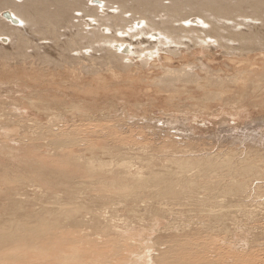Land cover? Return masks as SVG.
Here are the masks:
<instances>
[{"label":"bare ground","instance_id":"bare-ground-1","mask_svg":"<svg viewBox=\"0 0 264 264\" xmlns=\"http://www.w3.org/2000/svg\"><path fill=\"white\" fill-rule=\"evenodd\" d=\"M0 44L12 50L10 64L0 65L3 72L9 73L7 69L12 71L11 66L18 64L12 71L16 76L19 69L30 72L23 73L24 77L34 72L54 76L63 68L57 80L67 84L70 90L78 88L77 82L83 76L104 87L108 79L115 82L121 73L138 77L145 68H151L154 78H147L152 80L150 84L157 92L167 94L165 100L170 107L161 110L167 119L159 117L155 123L160 125L154 126L156 131L166 130L165 134L174 131L164 139L158 137L155 142L146 139L161 149V154H166L156 164L163 174L142 175L141 168H137L139 161H128L130 166L127 163L114 165L117 155L109 150H102L101 158L89 152L88 163L109 159L101 160L104 163L100 167L118 166V171L127 173L117 174L119 184L129 181L127 188L119 189L108 203L96 205L78 197L79 191L53 193V190H42L38 183L29 185L28 191L40 195L38 201L40 198L52 203L46 207L32 206L29 212L2 210L0 227L2 220L24 213L25 219L42 227L61 226L66 234L64 239L70 244L71 237L78 231L85 237L99 236L100 243L101 238L109 237L122 247L114 245V249L120 250H114L113 258H104L103 264H264V160L255 153L236 152L237 144L252 139V133L245 139L220 141L218 136H212L214 133L209 136L207 132H196L199 128L207 130L209 126L236 130L254 119L264 120V0H0ZM81 67L87 72H82ZM103 71L106 73L102 74ZM255 79L260 91L250 90ZM10 84L0 82V96L1 92L9 96L15 91ZM184 84H194L203 93L202 99L193 98L197 100L192 101L191 107L196 106L191 112L186 111L188 103L179 106V102L173 101L177 97H171L172 93L180 91L178 85L186 88ZM25 88L27 85L20 88L23 94L27 92ZM41 93L33 89L32 93L24 95L35 112L42 111L39 128L47 135L40 138L39 133L35 141L51 146L54 152L75 144L83 150L77 159L86 157L89 136L101 131L98 133L97 126L89 129L94 126L92 122L67 121L65 112L62 111L63 115L57 112L60 102H53L51 109L41 107ZM35 98L39 102H34ZM212 104L218 110L200 120L199 112L208 111ZM12 107L9 114H4L0 107L1 117H5L4 126L27 129L30 123H36L17 116L27 113L24 107L15 104ZM105 118L112 123L113 117L106 114ZM170 118L182 121L183 128L170 126ZM132 119L127 115L118 125L127 130V123L131 125ZM247 119L249 123L244 122ZM134 133L139 140L141 134ZM119 139L122 138L117 141ZM210 139L223 148L207 149L191 144ZM121 141L117 144L124 146L125 154L130 157L137 154L134 151L143 149L135 147L138 144H134V140L132 146ZM224 148L231 150L226 152ZM171 157L173 159H169ZM130 168L136 171L129 173ZM68 196H71L70 201ZM85 205L91 213L78 228L76 212ZM152 231L155 236L147 235ZM138 232H144V236L137 243L133 236ZM2 235L5 234L0 236V254L14 256L13 250L20 247L15 243V235L6 238ZM47 235L54 238L50 232ZM96 239L99 242V238ZM34 249L40 258L45 257V251L36 244ZM61 250L58 255L52 253L46 258L47 264H58L61 258H67L64 253L67 250ZM94 252L93 249L90 253Z\"/></svg>","mask_w":264,"mask_h":264},{"label":"rangeland","instance_id":"rangeland-1","mask_svg":"<svg viewBox=\"0 0 264 264\" xmlns=\"http://www.w3.org/2000/svg\"><path fill=\"white\" fill-rule=\"evenodd\" d=\"M247 11H249V9H247ZM196 20L198 19L196 18L195 21ZM1 47H3V49H0V65L10 64L12 50L10 49L9 46L6 45L3 46V44H0V48ZM11 67H12V71H14L17 69L18 64L12 65ZM81 68H82V72H87L85 68L83 67ZM62 69L63 68H60L59 71H61ZM145 69L146 70H144L143 73L138 74V77L137 76L135 77V75L130 76L121 73V76H119L115 82L108 79L107 80L108 84H106L104 87L99 86L96 80L89 77L84 78L83 76V79L81 78L77 82L79 84L78 88H71V90L67 86V84H61L60 83L61 80L59 79L57 80L59 71L58 73H55L54 76H50V75L46 76L45 74L39 75V72H34L35 74H30V77L28 76L24 77L23 73L28 72V69H25L27 70L26 72L24 70L21 71V69H19L17 72L18 73L17 76L14 73H12V71H9L10 69H7L9 73L0 70V82L10 84V81H12L13 79L14 80L17 79L16 81H13V83L10 84L11 86L14 87L15 90L12 94L8 96L6 94H2L1 92L0 107L4 112V114L5 113L9 114L8 112L9 111L11 112V109H13L12 106L14 104L19 105L24 107V111H26L27 113L26 114L18 113L17 116H21L22 118L25 117L26 119H31L37 123V125L36 123L33 122L30 123L29 126L30 128L27 129L25 128L22 129V126L19 129H10V127L3 125L2 120L5 117L4 118L1 117V114L3 112H1L0 110V211L20 209L22 212H29V209L32 206L46 207L49 203H52V201H48L47 199L40 200L39 198L38 201L37 196L40 197V195L34 194L32 191H28L29 190L28 188L31 185H37V183L38 185L42 186V190L44 191L53 190V193L64 191L70 194H72L75 191H79L80 194L78 195V197L87 198L89 201H91L96 205L108 203V199H111L113 196H115L116 192H120L119 189L127 188L129 181L127 180L123 181L122 184H119L117 181L118 179L117 174L125 175L127 173H124L122 170L118 171L119 170L117 169L118 166L100 167V165L104 163L102 161L106 160L105 158H104L105 160L101 159L102 161L91 160L88 163L87 157L91 158L89 157L90 155L89 152L90 153L95 152V156L100 157L102 150L103 151L109 150L113 155H117V157L115 158L116 160L114 159V165L121 163H127L129 165L128 161H135V162L139 161L138 163L139 166L137 168H141L142 175L148 176L150 174H163V171L156 164H158L159 159L164 158L166 154H161V149H157L154 143H152V141L155 142L156 140L164 139L168 135L170 136V133H174L173 130H171L169 134L168 133L165 134L166 130L163 132L162 130H160V132L156 131L160 124H156L155 121L158 120L159 117L163 119L164 118L167 119V117H164V115L161 114L162 112L161 110L168 109L170 107L165 100L167 94L162 92H157V90H155L154 87H152V85L150 84L152 82V80H150L151 76L152 78H154L153 76L154 71H152L151 68L149 69L145 68ZM150 71L153 74H150ZM104 73L106 72L103 71L102 74ZM20 76L22 77L19 78ZM31 77L33 79H30ZM68 78H70L69 79L70 81L71 80L74 81L71 75L70 77L68 76ZM141 78L142 80L144 79L143 80L144 82L141 80ZM62 80H66V79H62ZM146 84L147 86H145ZM24 85H27V88L24 89L27 92H24L23 94L20 88H22ZM61 85L62 87H60ZM184 85L185 87L186 86L187 87L183 89H182V85L181 86L178 85L180 88L177 87L178 90L180 91L182 90L181 93H183L184 91L183 94H181L180 91L174 92L171 94V97L174 98L177 97L173 101L174 103L179 102L178 103L179 106L184 107L186 106L185 104L188 103L185 108L189 109L186 111L191 112V110L194 109L196 106L194 105V107H191V104L193 103L192 101L197 99L199 100L202 99L203 93H201V90L198 89L194 84H184ZM18 87L20 88L18 89ZM145 87H147V89ZM33 89H35L36 91L40 90L42 92L41 93L42 95L40 97L41 98L40 102L36 98L33 99L34 102L41 103L43 105V106L41 105V107H45V108L50 107L49 109H51V107H53L51 106L53 102L56 101L60 102L59 103L60 111L58 110L57 112L60 113L61 115H63V113L65 112L64 114L66 116L65 118L67 121L79 122L80 120L83 122H87L89 124H91L90 122H92L91 125L94 126L89 127V129L95 128L97 126L95 129L99 130L98 133L101 131L100 132L101 134L99 133V134H95L94 136L93 135L89 136L88 139L91 141L92 144L89 145L88 142L90 141L87 142L88 145H86V147L88 146L89 151L86 157H82V159H77V155L83 152V150L82 148L79 149L80 147H77L75 144H73V146L66 147L64 149L63 147L62 149L60 147L57 151L54 152L51 146H46L42 144V142L40 141H35L36 139H38L39 136H41L40 138L42 137L45 138L46 137L45 134L47 135V133H45L44 130H41L39 128V122H38L39 118L40 120H42V117L39 115V113H41L42 111L40 112V110L38 109L37 112H35L33 109V105H31L32 103L27 101L24 97V95L32 93ZM251 89L252 90L255 89V91H260V84L258 82V79L254 80V84L251 85L250 90ZM262 90H264L263 87ZM1 91H3V89ZM70 91L73 92L71 93ZM59 93L62 95H60ZM74 95H76L77 98H75ZM194 97H198V98L193 99ZM183 98H185V100H183ZM186 98L189 99L187 102H186L187 100ZM133 107L135 108V110ZM209 108L210 109L208 111L199 112V115H201L200 120L206 119L207 116L205 115L212 114L213 110L214 111L218 110L215 107V104H212ZM106 114L108 116L113 117L112 123L105 118ZM103 115L105 116L103 117ZM127 115L132 116L133 119L131 122L133 123L130 122L131 125L127 123V125L129 126L127 130H124L122 125H118V123L121 122V118H127ZM95 117L98 118L101 117V118L98 120ZM103 118L106 120H103ZM153 118L154 120H152ZM96 119L97 121H95ZM228 119L231 120L230 116L228 117ZM117 120L119 121L117 122ZM146 121L147 124L145 123ZM94 122L95 124L97 122L98 123L95 125ZM168 122L170 126L177 127L178 129L183 128V125L181 124L182 121H179L177 118H170ZM244 122L249 123L250 120L247 119L244 120ZM150 124L153 126L156 124L155 126H157V128L155 126L153 128V126H151ZM206 124L207 126H209L208 123ZM130 126L131 127L142 126V127L140 129H135V128L129 129ZM146 127L147 128L149 127L150 129L149 128L147 129ZM130 130L131 132H129ZM126 132L128 133V136L125 135L126 138L124 139L125 137L124 134H127ZM134 132L141 134L140 136H138L139 140L135 136ZM196 132L199 133L207 132V135L214 133V135L212 136H218L220 141L222 140L230 141L234 138L245 139L244 137L246 135L252 133V139H249L246 143L242 145L237 144L238 148H236V152L240 153V151L243 150L245 154L255 153V155L259 159L264 160V120L255 121L254 119V121H252L249 125L247 126L240 125L239 128L236 130H228L227 127L225 126L222 128H219V126L216 127L209 126L207 130L203 128H199L196 130ZM39 133L41 135L38 136ZM102 133H103V137H102ZM34 135H36L37 137ZM131 136L134 142L133 140H131L132 139ZM117 137L122 138L123 141H121L122 139H119V141H117L118 139ZM158 137L159 139H157ZM148 138L152 141L146 140ZM201 138L203 139V137ZM24 139H26L25 142H23ZM128 140L130 142H128ZM120 141L121 143L123 142L122 144H128V145H131V143L133 142L134 144H138L135 147H139L143 149H138L134 151L137 152V154L132 155L130 157L129 155L125 154L126 153L125 147L118 145ZM141 143H144L146 145H140ZM191 144L202 145L207 147V149L208 148L213 149V147L223 148L222 145H219V143L217 141H213V139H210L208 142L205 143L196 142ZM91 145H93L92 148L90 147ZM144 149L146 151V155ZM224 149L223 150L226 152H229L231 150V148H224ZM237 149L240 150L238 151ZM169 159H173V158L171 157ZM108 160L109 159H107L106 161ZM198 168H201V166ZM135 171L136 169L133 170L132 168H130L129 173H134ZM70 198L71 196L67 197L68 201H70ZM90 213H91L90 209L87 205L80 207L76 212L75 225L78 228H80L84 220L89 216ZM23 215L24 213H21L19 215L17 213V216L13 214L12 217H8L7 219L2 220L1 222L0 236L1 234H5V236L3 235L2 236L6 238V236L8 237L9 235L11 236L15 235V240H16L15 243H17L20 247L15 248L13 250L14 256L12 257H7L4 256L3 254H0V264H47V261L45 259L50 258L52 256V253L53 254L56 253L58 255V251H60L61 249H63L64 251L67 250V252L65 251L64 253H67L65 254V256L67 255L68 259L66 257L61 258V261L59 263L57 262L58 264H103L104 258L106 257L113 258L115 255L113 254L114 250L116 249V248L114 249V245L117 246V244H114L112 241H110L109 237L108 239L101 238V243H100L99 236L96 235L94 238H90V236L87 235V237H85L86 235L84 234L82 235L80 231L76 230L78 231V234L81 237L77 236L78 234L74 235L73 237H71L72 242L70 244L69 240L64 239L66 238V234L62 231L61 226H56L53 224L51 227H42L41 225H37L34 221L25 219ZM49 232L53 234L54 236L53 239H50L49 236L47 235V233ZM142 233L144 232H138L133 236V238L136 239L137 243L138 241L140 242L143 240L144 234ZM150 234L152 237L153 235L155 236L153 231L152 233L148 232L147 235ZM96 238H99V242L98 239ZM104 239L106 240L104 241ZM96 242L99 243V244L97 243L98 246L97 245L95 246ZM108 242L110 243L106 246ZM35 244L38 246V249H40L42 252L45 251L44 252L45 257L41 256L42 258H40L39 254H36L37 252L36 253L34 252ZM68 244L70 245L68 246ZM64 245L65 246L67 245L68 248L66 247L67 249H65ZM119 245H120L119 247L117 246L118 248L122 247L121 244ZM112 246H113V251H112ZM118 248L116 249L117 251L120 250V249L118 250ZM93 249L95 252L92 254L90 252L91 250L93 251ZM71 254H73V256H71ZM62 259L64 260L62 261Z\"/></svg>","mask_w":264,"mask_h":264}]
</instances>
